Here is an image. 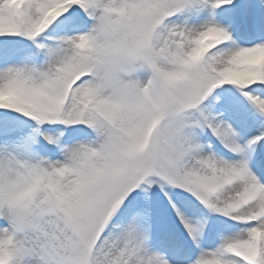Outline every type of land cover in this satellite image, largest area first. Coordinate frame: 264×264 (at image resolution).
Instances as JSON below:
<instances>
[{
  "label": "snow or ice",
  "instance_id": "1",
  "mask_svg": "<svg viewBox=\"0 0 264 264\" xmlns=\"http://www.w3.org/2000/svg\"><path fill=\"white\" fill-rule=\"evenodd\" d=\"M0 264H264V0H0Z\"/></svg>",
  "mask_w": 264,
  "mask_h": 264
}]
</instances>
